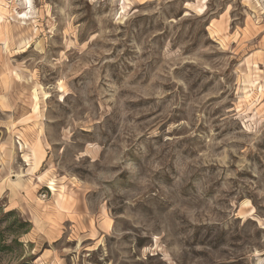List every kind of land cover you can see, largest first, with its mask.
<instances>
[{
    "label": "rangeland",
    "instance_id": "rangeland-1",
    "mask_svg": "<svg viewBox=\"0 0 264 264\" xmlns=\"http://www.w3.org/2000/svg\"><path fill=\"white\" fill-rule=\"evenodd\" d=\"M29 6L0 0V246L28 199L79 228L0 264H264V0Z\"/></svg>",
    "mask_w": 264,
    "mask_h": 264
},
{
    "label": "crops",
    "instance_id": "crops-1",
    "mask_svg": "<svg viewBox=\"0 0 264 264\" xmlns=\"http://www.w3.org/2000/svg\"><path fill=\"white\" fill-rule=\"evenodd\" d=\"M36 146H34L33 148L36 150V155L38 163L41 165L45 162L46 157H47V151L44 147V144L41 140L36 141ZM34 202H36L35 198ZM27 204L22 205V203H19L18 205L12 204L10 207H12V209H18L21 210L23 208V210H21L23 212L24 215H28V221L29 223H31L32 227L34 230L36 229H50L51 233L54 234L56 237H54L55 241H58L62 236L59 235V229L61 228L62 225H64L62 223V221L60 220L61 216L63 218H68L67 221H69L70 224V230L73 232L76 231L79 228V221L76 219H72L70 215H75L76 210L74 208H70L68 210H62L59 206H56L57 209H59L63 214L60 215V217H58V213H56V209H54L52 212L51 211H46L43 210L44 215L38 216L36 211H34L33 209H30L29 207V202L30 204L32 203L31 199L26 200ZM42 207V206H41ZM53 214L51 217L50 215ZM36 217L38 223L36 222V220H34V218ZM82 218V216H80V219ZM55 232V233H54ZM59 235V236H58ZM53 240V241H54Z\"/></svg>",
    "mask_w": 264,
    "mask_h": 264
},
{
    "label": "trees",
    "instance_id": "trees-1",
    "mask_svg": "<svg viewBox=\"0 0 264 264\" xmlns=\"http://www.w3.org/2000/svg\"><path fill=\"white\" fill-rule=\"evenodd\" d=\"M6 218L9 221L8 231L9 234L12 235L14 238L10 244H3L0 246V251H7V252H15L23 256V243L19 241L20 234L27 233L31 229V223L24 221L20 217H18L15 211H10L6 214ZM13 220H10L11 218ZM19 264H31V259L24 258L22 262Z\"/></svg>",
    "mask_w": 264,
    "mask_h": 264
},
{
    "label": "bare ground",
    "instance_id": "bare-ground-1",
    "mask_svg": "<svg viewBox=\"0 0 264 264\" xmlns=\"http://www.w3.org/2000/svg\"><path fill=\"white\" fill-rule=\"evenodd\" d=\"M27 3L30 5L29 7H31V0H27Z\"/></svg>",
    "mask_w": 264,
    "mask_h": 264
}]
</instances>
